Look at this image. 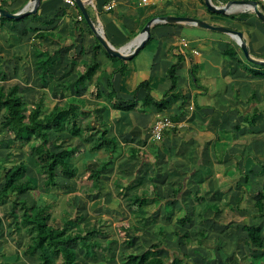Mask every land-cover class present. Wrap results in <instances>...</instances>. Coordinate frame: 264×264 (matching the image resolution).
<instances>
[{
    "label": "crops",
    "instance_id": "obj_1",
    "mask_svg": "<svg viewBox=\"0 0 264 264\" xmlns=\"http://www.w3.org/2000/svg\"><path fill=\"white\" fill-rule=\"evenodd\" d=\"M31 1L0 0V6L19 12ZM111 1L115 6L105 8ZM231 1L212 0L217 6ZM83 2L107 41L127 52L153 18L186 16L243 32L250 57L229 32L160 20L151 24L143 48L114 62L104 48L96 53L99 39L79 5L66 0H41L37 12L21 20L0 18V86L18 85L26 100L32 91L36 103L43 97L45 112L76 96L84 108L96 109L98 122H104L108 136L117 141L116 150L108 157L103 150L89 151L87 143L68 132L52 133L59 143L80 150L77 175L69 178L59 173L53 187L63 191L65 200L63 205L61 199L59 214L53 212L56 226L64 225L65 209L82 217L76 225L81 230L96 226L95 220L98 225L110 220L107 216L112 212L129 215L128 224L118 227L124 232L120 240L103 246L105 239L101 238L112 235L100 227L101 234L91 240L96 249L78 246L77 264H97L98 257L107 259L105 264H129L130 252L140 254L161 243L167 248L161 254L171 256L169 264H241L242 257L252 264V257L261 250L249 242V229L260 227L264 239V198L262 208L258 205L264 195V21L249 5L235 4L219 13L209 10L205 0ZM41 31L56 37L39 38L36 35ZM37 48L54 56L51 75L47 73L44 81ZM95 57L101 67L93 80L77 84L86 64ZM174 64L177 86L166 97L168 106H143L148 90L141 84L149 82L151 93L161 100L173 87L169 70ZM122 66L128 68L125 74L119 71ZM23 76L28 84H22ZM112 89L116 93L113 98ZM49 97L56 101L48 108ZM130 104H134L132 109L117 107ZM163 118L175 125L164 129L162 138L157 139L153 125ZM2 120L0 116V158L17 157L16 152L24 146L1 128ZM86 120L81 117L83 123ZM107 158L99 189L94 190L91 169ZM142 202L145 205L139 207ZM8 205L6 212L14 228L7 231L6 219L0 214L1 262L40 264V251L25 255L29 235L16 228ZM179 253L188 257H176ZM52 264H62V259H54Z\"/></svg>",
    "mask_w": 264,
    "mask_h": 264
},
{
    "label": "trees",
    "instance_id": "obj_2",
    "mask_svg": "<svg viewBox=\"0 0 264 264\" xmlns=\"http://www.w3.org/2000/svg\"><path fill=\"white\" fill-rule=\"evenodd\" d=\"M2 20H21L0 17ZM39 38H55L51 32H37ZM104 48L109 57L114 62L123 60L117 56L108 53L103 44L97 40L95 51ZM39 60L38 66L41 68V78L46 79V74L51 72L49 66L53 61V54L47 50L37 48L36 51ZM2 58H0L1 61ZM101 65L97 58L93 62L86 64V69L81 74L76 83L84 84L93 80ZM177 64L171 66L169 75L173 81L171 90L165 92L164 98L158 100L151 93L149 82H143L141 87L148 90V96L141 103L143 106L156 105L159 109L168 106L166 97L171 95V91L177 86L176 76ZM128 68L122 66L119 71L123 74ZM110 84L113 85V77L110 78ZM112 89L110 97L115 96ZM176 96V95H174ZM137 102V100H135ZM166 101V102H165ZM136 106V105H135ZM44 99L40 97L35 106L30 107L25 95L20 91L18 85L9 87L0 86V116L3 117L1 128L13 134V140L22 146L28 147L30 156L34 157L38 171L41 174L42 183H39L37 177L29 175V164L25 159L11 161V158H0V203L9 202L11 204V216L13 217L16 228L26 230L28 241L24 247L25 255H34L40 251V264H52L54 259H62V264H77L78 249L87 250L96 249V244L91 242L93 238L101 234L102 230L94 226L89 229H77L76 225L82 219L81 216H75L67 209L63 211V226H56L52 223L54 203L49 199L35 200L32 204L23 196L33 190L45 189L50 191L58 184L59 173L69 178H74L78 173L76 157L80 150L76 146L67 147L53 139L52 133L68 132L72 136H77L89 145V151L103 150L109 157L117 148V141L108 136V128L104 122H98L96 109L90 110L84 108L81 101L76 96L68 98L64 106H55L49 112H45ZM119 108L132 109L134 104L120 106ZM81 117H87L85 123ZM11 155V154H10ZM10 163V165H8ZM108 158L101 160L100 165L92 168L90 179L93 181L94 190L99 189V180L102 172L107 168ZM181 189L176 190V194ZM138 200V197L135 196ZM258 205L262 208V199ZM144 202L139 207H143ZM189 218H184L187 220ZM3 229V218L0 215V233ZM248 240L259 250L260 258L264 264V239L263 231L260 227H252L248 231ZM165 244H152L147 247L143 253L130 252L126 262L129 264H169L171 256H163L162 249ZM167 249V248H166ZM0 255L3 256L0 250ZM176 257L186 259V254H175ZM183 257V258H182ZM20 258V255H18ZM245 257L241 258V264H245ZM4 261L0 264H3ZM172 264V263H170ZM254 264V262L252 263Z\"/></svg>",
    "mask_w": 264,
    "mask_h": 264
},
{
    "label": "water",
    "instance_id": "obj_3",
    "mask_svg": "<svg viewBox=\"0 0 264 264\" xmlns=\"http://www.w3.org/2000/svg\"><path fill=\"white\" fill-rule=\"evenodd\" d=\"M41 0H32L29 5H27L23 10L19 12H12L7 8L1 7L0 6V16L1 17H6V18H12V19H18L25 17L29 14H34L38 10V6ZM75 2L79 5L84 17L86 18L88 24L90 27L93 29L95 32L97 38L100 40V42L103 44V46L107 49L108 53L114 56H117L119 58H130L133 55H135L141 48L144 47L147 39L149 38L150 35V29H151V24L155 21H168V22H173V21H186V22H191L194 24H198L203 27H208L214 30H219L223 32H229L232 34L235 38H237L241 48L243 49L244 53L246 56L250 57L249 54V48L244 40L243 37V32L230 29L224 26H216L212 25L204 20L198 19V18H193V17H186V16H162V17H157L153 18L150 20L147 25L145 26L141 36L138 38L136 43L132 45L130 48L132 49L131 51L127 52L126 50L122 48H115L113 45H111L105 36L103 35L102 32L99 31V29L95 26L93 21L91 20V17L85 7V3L83 0H75ZM206 5L209 10L213 12H219V13H226L233 5L238 4V5H249L254 7V11L258 15L259 18H261L264 21V13L257 7V1L256 0H233L229 2L225 6H217L215 5L212 0H205Z\"/></svg>",
    "mask_w": 264,
    "mask_h": 264
},
{
    "label": "rangeland",
    "instance_id": "obj_4",
    "mask_svg": "<svg viewBox=\"0 0 264 264\" xmlns=\"http://www.w3.org/2000/svg\"><path fill=\"white\" fill-rule=\"evenodd\" d=\"M26 76H23V79H22V84L23 85H25L27 83L26 80H25V77ZM31 83L33 85L35 84L34 81L31 82ZM28 87L31 88L30 85ZM26 92H28V91H26ZM36 97H37V95H33V92L30 91V97H29V99H28V96H27V101L29 102L28 103L29 106L32 105L33 103L34 104L36 103L35 102V98ZM25 99H26V97H25ZM55 101L56 100L54 98L49 97V101L47 102L48 103V108L49 107H52L53 104L55 103ZM16 153L18 154V156L11 158V161H14V160H17V159L18 160L19 159H25L28 162V164H29V169H28L29 175L34 176V177H37L38 180H39V182H40V176L41 175H40V173H39V171L37 169V166L35 165L34 159L30 156V154L28 152V147L27 146H24V148L18 149V151ZM8 165H10V163ZM92 192H95V191L93 190ZM63 194H64L63 191H61L59 188H54V189L52 188L48 192H46L44 189H37V190H33V191L29 192L28 194H24V197L28 201H32V200H36V199L40 201V200L43 199V197H46L47 199H49L51 202L54 203V210H55L56 214H59V212L62 209V206L65 204V200L61 197ZM61 199L64 200V201L62 200L63 201V205H62ZM7 206H9L8 205V202L6 204H0V214H2L3 217L6 219L5 229L7 231H10V230H12V228H14V225L12 223V219H11L10 215L8 214V212H6V210L8 209ZM118 207L119 206H115L114 207L115 210H118L117 209ZM71 210L74 211L75 209L74 208H71ZM119 212H120V214H117L116 215V212H112L113 214L107 216L108 214H106V212L104 211V215L103 216L109 217L110 220H103V221L101 220L102 222H100L99 225L97 224L98 223L97 222L98 220L96 221L94 219L95 222H92L94 225L98 226L99 228L101 227L104 230H109L108 233L112 235V236H109L107 238L106 237L101 238V239H105V240L101 241L102 244H103V246L107 245L108 241H110V240H120V238L124 236L123 230L121 231L118 227L120 225L124 224L123 222H125V223L127 222V224H128L129 215L127 217L126 212H122V211H119ZM61 214H62V212H61ZM52 223L55 224V225H57L55 223V220L52 221ZM18 242H21V241L18 240ZM98 242H100V241H98ZM249 253L251 255V252L250 251H249ZM259 256H260V254L254 255L252 257V260H253L254 264H260V263H262V258H260ZM98 260L99 261H97L98 262L97 264H105V262L107 263V261H108L107 259H105V260L101 259V257L100 258L98 257ZM245 264H246V260H245Z\"/></svg>",
    "mask_w": 264,
    "mask_h": 264
},
{
    "label": "built area",
    "instance_id": "obj_5",
    "mask_svg": "<svg viewBox=\"0 0 264 264\" xmlns=\"http://www.w3.org/2000/svg\"><path fill=\"white\" fill-rule=\"evenodd\" d=\"M68 3L70 4H74L75 1L74 0H66ZM150 0H142L143 3H148ZM257 1V7L264 13V0H256ZM115 6L114 2L111 1L109 3H107L105 5V8L107 9H111ZM251 10H254L253 6H249ZM79 18H82V16H80ZM175 122H172L169 118H163V119H159L155 122V124L153 125V133L155 138L157 139H161L162 138V134H163V130L174 126Z\"/></svg>",
    "mask_w": 264,
    "mask_h": 264
},
{
    "label": "bare ground",
    "instance_id": "obj_6",
    "mask_svg": "<svg viewBox=\"0 0 264 264\" xmlns=\"http://www.w3.org/2000/svg\"><path fill=\"white\" fill-rule=\"evenodd\" d=\"M159 23V22H158ZM166 102V101H165Z\"/></svg>",
    "mask_w": 264,
    "mask_h": 264
}]
</instances>
